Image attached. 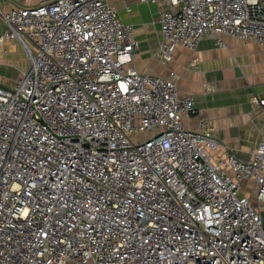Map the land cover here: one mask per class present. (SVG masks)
Masks as SVG:
<instances>
[{
    "label": "built area",
    "instance_id": "1",
    "mask_svg": "<svg viewBox=\"0 0 264 264\" xmlns=\"http://www.w3.org/2000/svg\"><path fill=\"white\" fill-rule=\"evenodd\" d=\"M166 1L158 62L205 36L264 45V0ZM0 18L28 61L0 83V264H264V116L247 156L187 124L193 93L134 64L109 0Z\"/></svg>",
    "mask_w": 264,
    "mask_h": 264
},
{
    "label": "crops",
    "instance_id": "2",
    "mask_svg": "<svg viewBox=\"0 0 264 264\" xmlns=\"http://www.w3.org/2000/svg\"><path fill=\"white\" fill-rule=\"evenodd\" d=\"M109 1L121 19L134 26L138 41L134 64L141 71L162 76L174 71L181 93H193L197 114L188 117L187 124L194 125L197 116L208 117L220 141L247 156L261 139L264 111L255 99L264 97V45L230 36L220 45L215 38L205 36L194 49L179 47L173 59L164 64L155 55L162 40L160 19L167 1ZM0 4L5 9L16 7L12 0H0ZM3 31L0 18V34ZM4 80L0 72V83Z\"/></svg>",
    "mask_w": 264,
    "mask_h": 264
},
{
    "label": "rangeland",
    "instance_id": "3",
    "mask_svg": "<svg viewBox=\"0 0 264 264\" xmlns=\"http://www.w3.org/2000/svg\"><path fill=\"white\" fill-rule=\"evenodd\" d=\"M15 6H29L35 4L37 0H12ZM0 72L5 77L4 84H12L19 76L20 70H22L27 64V58L23 49L17 42H8L5 45L0 46ZM2 63V64H1ZM255 206L262 205L254 198L252 199ZM264 220V208L262 209Z\"/></svg>",
    "mask_w": 264,
    "mask_h": 264
}]
</instances>
